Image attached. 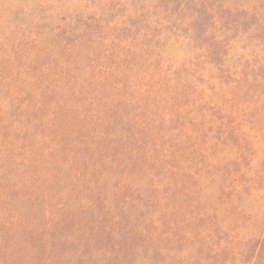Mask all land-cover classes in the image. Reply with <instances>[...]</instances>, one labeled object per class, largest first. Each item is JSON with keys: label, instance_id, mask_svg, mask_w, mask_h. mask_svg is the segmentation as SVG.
Returning <instances> with one entry per match:
<instances>
[{"label": "trees", "instance_id": "1", "mask_svg": "<svg viewBox=\"0 0 264 264\" xmlns=\"http://www.w3.org/2000/svg\"><path fill=\"white\" fill-rule=\"evenodd\" d=\"M56 1L0 0V264H264V172L223 107L264 76L222 53V96L197 93L195 66L167 64L150 29L108 40L103 12ZM200 8L211 27L238 9ZM240 9L230 22L251 19L249 55H264V0ZM189 86L200 117L175 104Z\"/></svg>", "mask_w": 264, "mask_h": 264}, {"label": "rangeland", "instance_id": "2", "mask_svg": "<svg viewBox=\"0 0 264 264\" xmlns=\"http://www.w3.org/2000/svg\"><path fill=\"white\" fill-rule=\"evenodd\" d=\"M73 1V3H72ZM201 0H70L69 10L85 13L87 16H94L103 12L104 19L111 22L108 27L102 28L101 35L111 40L115 37L124 38L132 35L137 27L145 26L146 29L154 34L147 35V39L158 41L159 48L164 51V58L167 64L173 68L195 66L197 70V78L201 83V87L197 89V93L203 90L206 94L222 96L219 91V82H228L231 79L229 73H221L216 69L225 57L222 53H226L228 61L226 64L236 66L241 72L260 74L264 76V55L259 54V57L249 55L251 51L256 49L253 45L250 36H248V28L252 23L251 19L240 21L239 25L230 22L231 19H236L240 16L242 9L241 5L252 3L253 0H212L217 3H228L229 5L238 8L237 11L231 13L229 20H226L228 11L221 10V24L211 27V22L208 17L202 13L200 8ZM55 5L56 0H53ZM58 7V6H56ZM198 12V13H197ZM198 15V17H197ZM124 21V26L114 27V23L118 25ZM129 23H137L136 28L129 30ZM231 28L229 36L233 37V41L228 46L221 47L217 44L215 34L220 30ZM207 29H211L208 31ZM157 34L158 36H155ZM260 36L264 33L258 34ZM117 37V39H116ZM109 43V41L107 42ZM241 46H245L242 50ZM232 48V49H231ZM257 61V65L254 63ZM184 73L181 74L183 78ZM189 84L192 83L191 77H186ZM180 87V86H179ZM247 91L245 95L239 94L236 97V102L224 104V108L228 112L227 123L232 125L233 122L241 127L244 131L252 129L251 143L249 145V154L252 159V166L264 172V99L256 100L254 91L264 93V83L259 80H249L246 83ZM187 87L181 96L175 99L177 103H194L195 110L200 114H204L201 105L197 102V93H193ZM214 89V91H213ZM216 90V91H215ZM226 90V87H222ZM243 94V93H242ZM218 96V97H219ZM246 100L249 106L246 111H243ZM205 109V107H203ZM212 111H207L210 114ZM208 119V118H207ZM240 119L242 121L240 122ZM195 125V123H193ZM193 125V127H195ZM205 139L203 133L199 131L198 142ZM228 148H230L228 146ZM4 160V156L0 152V161ZM259 183L261 181L259 180ZM264 183V179H263Z\"/></svg>", "mask_w": 264, "mask_h": 264}]
</instances>
